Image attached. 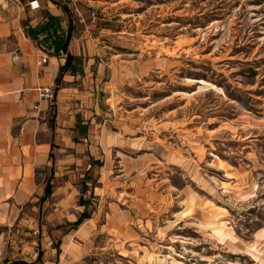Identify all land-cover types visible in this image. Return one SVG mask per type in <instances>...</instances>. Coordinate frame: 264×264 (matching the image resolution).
<instances>
[{
	"label": "rangeland",
	"instance_id": "1",
	"mask_svg": "<svg viewBox=\"0 0 264 264\" xmlns=\"http://www.w3.org/2000/svg\"><path fill=\"white\" fill-rule=\"evenodd\" d=\"M84 1L120 30L103 41L163 64L108 99L90 220L36 257L40 229L76 227L26 207L0 225V264H264V0Z\"/></svg>",
	"mask_w": 264,
	"mask_h": 264
},
{
	"label": "crops",
	"instance_id": "2",
	"mask_svg": "<svg viewBox=\"0 0 264 264\" xmlns=\"http://www.w3.org/2000/svg\"><path fill=\"white\" fill-rule=\"evenodd\" d=\"M29 1L0 0V225L26 207L45 209V226L73 225L82 212L89 215L74 229H40L39 257L47 253L45 237L47 244L59 239L60 248L90 220L93 209L83 196L88 173L99 172L106 152L103 116L114 112L108 99L163 61L139 59L135 49L103 41L101 34L120 30L101 26L98 18L91 25L94 4L36 0L30 8ZM40 57L46 58L42 65ZM42 86L52 88L51 102L40 100ZM18 222L38 226L25 216ZM58 257L47 255L45 263Z\"/></svg>",
	"mask_w": 264,
	"mask_h": 264
},
{
	"label": "built area",
	"instance_id": "3",
	"mask_svg": "<svg viewBox=\"0 0 264 264\" xmlns=\"http://www.w3.org/2000/svg\"><path fill=\"white\" fill-rule=\"evenodd\" d=\"M30 8L37 7L36 0H30L28 3ZM90 19L93 21L95 19V11L93 9L90 10L89 12ZM13 58H17V55H14ZM46 61L45 57H40L37 64L42 65ZM38 96L40 100L46 101V102H51L53 99V90L50 86H42L37 88ZM36 107V106H34Z\"/></svg>",
	"mask_w": 264,
	"mask_h": 264
},
{
	"label": "trees",
	"instance_id": "4",
	"mask_svg": "<svg viewBox=\"0 0 264 264\" xmlns=\"http://www.w3.org/2000/svg\"><path fill=\"white\" fill-rule=\"evenodd\" d=\"M50 192V187L48 184L45 185L44 187V195L48 194ZM88 213L86 212H82L80 214V216L73 222V226H76L77 224H79L81 222L82 219L88 217Z\"/></svg>",
	"mask_w": 264,
	"mask_h": 264
},
{
	"label": "water",
	"instance_id": "5",
	"mask_svg": "<svg viewBox=\"0 0 264 264\" xmlns=\"http://www.w3.org/2000/svg\"><path fill=\"white\" fill-rule=\"evenodd\" d=\"M93 9H96V6L95 5L93 6Z\"/></svg>",
	"mask_w": 264,
	"mask_h": 264
}]
</instances>
